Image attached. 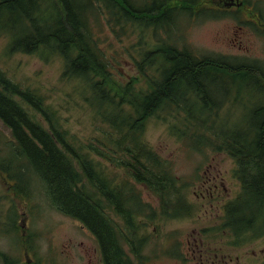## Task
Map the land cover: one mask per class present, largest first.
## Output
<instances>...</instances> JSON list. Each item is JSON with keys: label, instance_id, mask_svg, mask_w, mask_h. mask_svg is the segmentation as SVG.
I'll return each mask as SVG.
<instances>
[{"label": "trees", "instance_id": "obj_1", "mask_svg": "<svg viewBox=\"0 0 264 264\" xmlns=\"http://www.w3.org/2000/svg\"><path fill=\"white\" fill-rule=\"evenodd\" d=\"M125 1L131 10L123 5ZM125 1L0 0V29H22L12 48L30 52L44 46L63 55L64 75L85 80L104 124L101 136L86 146L65 141L42 100L33 91L11 84L0 72V121L10 131L5 139L0 130L4 136L0 139V176L13 183L10 190L20 200L33 195V181L42 179L50 204L98 231L110 248L111 220L103 211L108 204L133 224L130 218L136 209L146 206L138 183L163 202L179 193L180 178L142 141L148 119L170 105L181 108L187 114L184 118L195 127L188 144L209 146L235 159L242 190L227 207L242 208L241 223L258 221L264 215V61L198 55L187 46L161 38L154 40L153 49H146L144 42L136 48L135 41L123 46V52L112 51L110 39L99 35L98 26L105 23L121 41V35L131 32L136 23H145V13L147 22L153 23L151 15L160 12L158 5L164 6L154 0L143 12L135 1ZM48 3L58 8L46 17L43 5ZM125 63L145 77V87L137 86L139 77L124 72ZM240 95L246 100L240 103L245 111L238 125L228 126L206 115ZM32 111L37 112V118ZM87 150L96 158H88ZM117 167L123 174L112 177L110 172ZM11 209L17 213V207ZM117 232L116 238L123 237L122 231ZM109 252L112 260H117L116 248Z\"/></svg>", "mask_w": 264, "mask_h": 264}, {"label": "rangeland", "instance_id": "obj_2", "mask_svg": "<svg viewBox=\"0 0 264 264\" xmlns=\"http://www.w3.org/2000/svg\"><path fill=\"white\" fill-rule=\"evenodd\" d=\"M133 1L145 7L154 2V0ZM250 1L264 14V0ZM179 4L180 0H173L170 6ZM123 5L131 10V6L126 1ZM43 7L46 17L58 8L53 3ZM132 10L138 15L136 10L133 8ZM187 14V11L178 14L174 10L168 13L166 21H161L156 27L155 21L153 23L150 21V25L146 18L147 26L142 22L136 23L131 32L121 35V41H118L117 36L105 23L97 27V32L101 37L110 39L109 48L117 52H123V46L135 41L138 43L136 48L144 42L146 49H153L156 46L154 40L161 38L168 39L179 47L187 46L198 55L212 58L236 56L251 61H264V36L257 31H251L250 23H240L231 16L225 19L205 20L201 16L193 18ZM240 27L242 29H239ZM21 31L22 29L15 32L0 29V72L11 84L24 91L27 89L33 91L42 100L43 108L51 113L52 121L65 141L76 146H86L90 142H95V139L101 136L104 124L85 80L79 75H64L66 62L64 56L57 52L52 53L44 46L30 52L12 48L16 35ZM124 72L139 77L137 86L145 87V77L139 76L131 63H125ZM245 100V95L232 97L231 101L221 109L206 111V115L228 126L238 125L245 111L240 103ZM19 102L28 105L24 100L19 99ZM31 115L37 118L36 111H32ZM185 116L187 114L181 108L166 105L148 119L142 134V141L155 149L159 157L166 161L181 179L177 184L179 193L174 195L171 201L164 202L151 189L144 188L138 183V189L146 206L141 208L143 213H136L130 220L133 224H137L142 218L143 222L150 224L149 229L152 226L156 228L154 234L158 232L167 234L166 232H170L174 226L184 230L187 224L196 221L201 212L198 209L201 199L195 197L193 185L204 177V169L210 162H214L220 174L225 177L228 187L225 202L233 201L241 194L236 161L225 152L215 151L209 146L188 144L189 133L195 130V127L184 118ZM44 124L49 126V123L44 122ZM0 130L6 135V137L0 135V139L2 137L9 139L7 137H10V131L1 122ZM216 153L220 154L216 155ZM86 156L91 159L96 158L89 150L86 151ZM107 164L109 165V162ZM116 173L122 176V168L113 169L110 175L113 177ZM33 187V195L26 200H20L13 196L0 176V251L7 255L9 261H17V264H82L78 254L67 255L69 240L75 244L84 240L90 248L94 246V240L80 231L76 219L52 207L42 179H35ZM180 204L191 208L194 215L189 217L181 213H172V211L179 212L177 208ZM11 206L17 207L18 214L12 211ZM8 212L12 213L11 221L7 219ZM20 223H25V226L20 227ZM119 223L122 224V221L120 220ZM13 224H17L19 231L14 229ZM21 233L22 237L26 236L30 241H28L29 258L26 255L27 247L21 240ZM168 236L172 237V232ZM28 259L31 263L26 261ZM0 264H6L2 255Z\"/></svg>", "mask_w": 264, "mask_h": 264}, {"label": "flooded vegetation", "instance_id": "obj_3", "mask_svg": "<svg viewBox=\"0 0 264 264\" xmlns=\"http://www.w3.org/2000/svg\"><path fill=\"white\" fill-rule=\"evenodd\" d=\"M180 2L186 5H175V10L188 8L193 18L201 16L206 20L231 16L240 23H251V31L264 35L262 11L250 0ZM158 7V16L168 12L162 5ZM218 154L220 153H216ZM216 166L214 162L208 163L203 172L204 177L193 185L195 197L201 199L198 207L201 212L196 221L187 224L184 230L172 227V237L168 236L170 232L154 234L156 228L152 226L149 229V223H127L125 217L110 203L103 211L111 220L109 235L113 245L107 248L101 234L91 230L76 217L73 219L79 222L74 220L79 224L80 231L94 240V246L90 248L84 240L76 244L69 240L67 255L78 254L82 264H264V215L254 223L240 222L242 208L227 207L231 203L225 202L228 187L225 177ZM177 209L179 212L172 213L189 217L194 215L189 207ZM120 220L122 224L119 223ZM118 230L123 232V238H116ZM112 247L116 248L118 256L115 261L109 252Z\"/></svg>", "mask_w": 264, "mask_h": 264}]
</instances>
